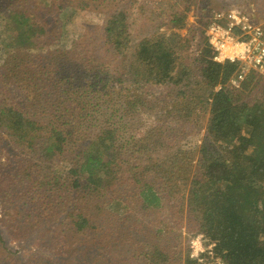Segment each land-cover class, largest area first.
Wrapping results in <instances>:
<instances>
[{"label": "trees", "instance_id": "obj_1", "mask_svg": "<svg viewBox=\"0 0 264 264\" xmlns=\"http://www.w3.org/2000/svg\"><path fill=\"white\" fill-rule=\"evenodd\" d=\"M112 1L82 5L106 16L82 35L85 52L39 44L45 27L29 9L0 6V135L23 154L0 187L5 220L26 235L46 228L82 264H200L177 244L172 220L185 219L214 264H264V77L231 86L239 66L214 61L212 14L188 65L190 40L173 31L184 13L166 14L171 33L139 39ZM186 122L205 127L195 147L184 145ZM98 241L113 251L91 259Z\"/></svg>", "mask_w": 264, "mask_h": 264}, {"label": "rangeland", "instance_id": "obj_2", "mask_svg": "<svg viewBox=\"0 0 264 264\" xmlns=\"http://www.w3.org/2000/svg\"><path fill=\"white\" fill-rule=\"evenodd\" d=\"M89 1L0 0V6L29 9V12L35 15L34 19L45 27V34L42 35L39 44L45 45L49 49L66 47L72 51L85 52L87 47L82 35L93 34L95 28L101 27L106 19L105 12L102 10L93 6L86 9L82 7L84 3ZM112 3L108 12L113 14L115 10L127 11L130 14L128 20L130 31L139 39L150 37L153 34L171 33V25L168 24L166 14L174 12L184 13L186 18L185 29H173V31L190 40L189 47L181 53L183 62L188 65L201 53V49L198 48V42L202 40L199 35V29L202 27L203 21L209 19L212 15L214 18L219 13L234 11L249 17L256 25L264 28V0H114ZM49 6L51 7L49 8ZM225 21L227 22V20ZM2 27L3 24L0 22V30ZM1 43L2 38L0 36V65L5 57L2 53ZM164 91V88L154 86L149 93L154 97H158ZM28 95V93H21V98L26 100ZM140 116H142V128L154 125V117L147 114ZM206 120L207 117L204 118V121ZM170 121L171 119L168 120V122ZM185 129L187 137L184 140V145L189 147L199 145L205 136V127L195 128L191 123L186 122ZM19 150H16V147L8 141L7 137L0 135L1 188L8 184L14 162L23 159L21 156L23 155L21 153L22 150ZM149 217L151 221L155 219L153 215H149ZM171 218V216L166 215L162 219H167L168 223H170L169 219L171 220ZM154 221L156 222V220ZM172 221L176 225L175 229L181 233V243L177 244L182 248L183 257L189 256L190 259L198 260L200 264H214L211 260L213 257L211 254L213 245L203 235L190 233L186 229L187 223L185 219ZM21 229L22 226L17 225L10 219L5 220L0 203V264L84 263V257L81 259L76 258L77 253L72 249H66L64 245L60 244V241H56V244L52 243L47 234H45L46 228H38L28 235L24 234ZM114 241V238H111L110 244L112 245L110 246L115 245ZM106 243L103 241L100 245L99 241L98 245L91 243L88 246V250L91 251L89 255H92L90 258L92 259L106 251L111 253L113 251L112 247L105 248L104 244ZM207 257L210 258L208 259ZM216 262L221 264L218 260Z\"/></svg>", "mask_w": 264, "mask_h": 264}, {"label": "built area", "instance_id": "obj_3", "mask_svg": "<svg viewBox=\"0 0 264 264\" xmlns=\"http://www.w3.org/2000/svg\"><path fill=\"white\" fill-rule=\"evenodd\" d=\"M206 39L214 61L239 66L231 86L239 88L250 72L264 77V28L249 17L234 11L215 15L206 30Z\"/></svg>", "mask_w": 264, "mask_h": 264}]
</instances>
